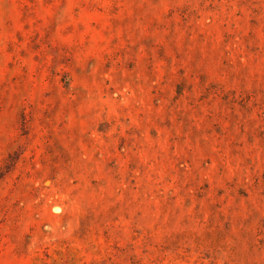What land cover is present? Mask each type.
Returning a JSON list of instances; mask_svg holds the SVG:
<instances>
[{
	"label": "rangeland",
	"instance_id": "1",
	"mask_svg": "<svg viewBox=\"0 0 264 264\" xmlns=\"http://www.w3.org/2000/svg\"><path fill=\"white\" fill-rule=\"evenodd\" d=\"M0 264H264V0H0Z\"/></svg>",
	"mask_w": 264,
	"mask_h": 264
}]
</instances>
